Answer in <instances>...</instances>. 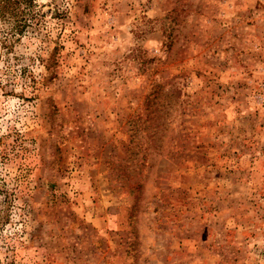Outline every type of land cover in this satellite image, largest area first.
I'll use <instances>...</instances> for the list:
<instances>
[{
  "label": "rangeland",
  "instance_id": "rangeland-1",
  "mask_svg": "<svg viewBox=\"0 0 264 264\" xmlns=\"http://www.w3.org/2000/svg\"><path fill=\"white\" fill-rule=\"evenodd\" d=\"M23 9L0 14V264H264V0Z\"/></svg>",
  "mask_w": 264,
  "mask_h": 264
},
{
  "label": "trees",
  "instance_id": "trees-1",
  "mask_svg": "<svg viewBox=\"0 0 264 264\" xmlns=\"http://www.w3.org/2000/svg\"><path fill=\"white\" fill-rule=\"evenodd\" d=\"M32 4L33 0H0V14L14 16L20 13L21 16H24L25 10L23 8H29ZM19 26L17 25V27Z\"/></svg>",
  "mask_w": 264,
  "mask_h": 264
}]
</instances>
